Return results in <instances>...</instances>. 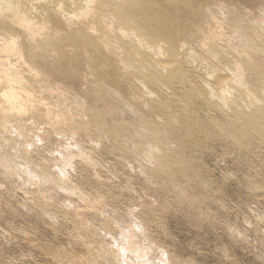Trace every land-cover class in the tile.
<instances>
[{
    "label": "bare ground",
    "instance_id": "6f19581e",
    "mask_svg": "<svg viewBox=\"0 0 264 264\" xmlns=\"http://www.w3.org/2000/svg\"><path fill=\"white\" fill-rule=\"evenodd\" d=\"M261 2L262 0H0V115L3 129L0 132H13L18 138H27L31 132L29 127L32 126L37 130L30 134L34 140L41 137L57 139L67 135L64 134L66 130L85 132V122L90 119L88 121L96 131L92 135L97 133L99 137L130 139L133 144L140 143L139 147L143 148L147 144L143 145L137 135L140 136L145 130V140L154 142L160 149L158 154L161 152L155 158V167L151 165L152 169L148 166L150 172L171 179L180 173L186 180L190 178L191 181L204 184L203 171L196 160L181 158V151L196 144L195 139H205L204 144L221 139L231 143L238 151L253 142L256 143L254 145L264 144V7L259 10L261 12L256 11L257 4ZM188 68H192L194 72L189 74ZM202 68L206 70L205 75H199V69ZM193 73H198V76ZM75 90L81 92L84 105L82 101L79 104L83 105V116L88 119L84 117V120H79L82 116H78L79 119L75 116L73 118L74 113H70L73 109L69 113L66 110L64 112L60 110V104L58 106L61 102L54 100L59 108L57 109L54 101H51L52 96L51 100L48 97L49 93H61L62 98L67 100L63 93L77 95ZM125 101L136 107L134 117L137 115L138 120L133 121L132 116L133 122L125 118L129 123L116 120L117 117H123L122 114L115 116V110L121 106L117 105L119 102L126 105ZM188 108H193L194 111L186 113ZM204 110L218 113V120L210 123L201 120L200 115ZM44 125L48 131L42 134L41 126ZM139 127L144 130H139ZM27 128L29 129L26 130ZM142 135L140 138L144 139ZM187 144L192 145L185 146ZM27 145L31 147L28 142ZM125 145L123 152L129 156L131 147L125 149ZM75 146L77 147V143ZM205 146L199 145L201 148ZM29 151L25 154H29ZM72 154L70 152L65 156V167L74 159ZM137 155L139 154L136 157ZM150 158L144 162L152 161ZM26 160L28 159L24 161ZM65 167L60 169L63 174ZM26 170L23 173L27 175ZM68 177L64 174L59 178L63 181ZM84 201L86 203L85 198ZM97 207L98 204L95 208ZM76 209L78 210L77 207ZM134 230H122L120 233L123 245L116 244L113 262H116L118 256L120 260L117 262L121 261V264H156L149 258V249L141 247L138 233ZM115 240L117 241L116 238ZM103 251L104 249L101 254L107 255ZM159 263L174 264L172 260L169 261V257L160 259Z\"/></svg>",
    "mask_w": 264,
    "mask_h": 264
},
{
    "label": "rangeland",
    "instance_id": "374dc122",
    "mask_svg": "<svg viewBox=\"0 0 264 264\" xmlns=\"http://www.w3.org/2000/svg\"><path fill=\"white\" fill-rule=\"evenodd\" d=\"M263 7L264 0L257 4L256 11L262 10ZM202 69H199V75H205L206 70ZM192 72H194L192 68H188V73ZM193 75L198 76V73ZM64 91L66 90H62ZM75 92L77 95L72 93L75 99L69 95L71 92L62 94L66 95L67 100L62 98L61 93L52 95L49 93L48 97L50 99L52 96L51 101H60L62 105L58 103V106L60 104L59 108L64 112L69 113V110L73 109L70 110L71 114L74 113L73 118L82 116L78 118L82 121V118L84 120L86 117L83 116L84 99L80 91L75 90ZM79 101H82L83 105L79 104ZM53 104L57 106L55 101ZM119 104L124 106L121 108ZM127 104L130 106L127 107ZM126 105L119 102L115 116L122 114V118L128 121L138 120L137 115L134 117L136 107L128 102ZM193 111V108H188L186 113ZM200 116L201 120L210 123L218 120L219 114L204 110ZM122 118L115 119L119 120L118 122L129 123L125 119L122 121ZM79 120L76 121L80 122ZM88 120L87 123L85 122L86 129L84 128L87 134L82 129L77 133L66 130L68 133L64 134L67 135L57 139L41 137L34 140L35 138L30 134L37 130L32 126L29 127L31 132L28 133L27 138H18L13 132L11 134L0 132V264H121V261L117 262L120 260L118 256L116 262H113L117 245H123L121 241L123 237L120 233L122 230L130 232L134 229L138 233L141 247L149 249V258L156 264H161L160 259H168V257L174 264H264V144L254 145L256 143L253 142L238 151L231 143L221 139L211 142L212 144H204L205 139H195L196 144L181 151V158H191L200 165L204 182L200 184L191 181L190 178V180L184 179L186 177L180 173L171 179L150 172L151 165L155 167L156 157H159L161 152L158 154L160 149L154 142L145 140L144 129L138 128L144 130L142 132L144 139L140 138L142 134L137 137L142 140L139 141L143 142V145L150 144L149 147L145 145L140 148V143L133 144L130 139H117V137H108V139L107 136H101V139L97 133L92 135L96 131L90 124L91 120ZM1 122L0 115V126ZM0 129L3 130L2 126ZM47 131L46 125L41 126L42 134ZM35 141L38 143L34 144ZM124 145L125 149L131 147L129 156L123 152ZM190 145L192 144L185 146ZM199 145H206V148H201ZM232 146L235 150L230 149ZM14 151H17L16 154ZM27 151L29 154H25ZM70 152L73 153L74 159L65 167L64 158ZM136 154L140 156L136 157ZM149 158L152 161L148 163L152 164L148 165ZM25 159L28 160L24 161ZM145 160L147 161L144 162ZM132 165H135L134 168ZM62 167H65L64 174L69 176L63 181L59 178L64 175L60 171ZM24 168L27 169V175L23 173ZM129 187L132 191L128 189ZM97 204L98 207L95 208ZM76 207L78 210H75ZM137 225L140 227H136ZM103 249L107 255L101 254ZM109 253H111L110 259Z\"/></svg>",
    "mask_w": 264,
    "mask_h": 264
}]
</instances>
